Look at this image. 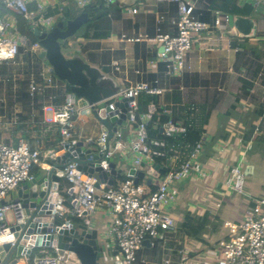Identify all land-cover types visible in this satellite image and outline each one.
I'll list each match as a JSON object with an SVG mask.
<instances>
[{
  "label": "built area",
  "instance_id": "obj_1",
  "mask_svg": "<svg viewBox=\"0 0 264 264\" xmlns=\"http://www.w3.org/2000/svg\"><path fill=\"white\" fill-rule=\"evenodd\" d=\"M73 1L80 9L89 6L96 9L109 8L114 3V0ZM155 1L176 5L175 16L171 20L176 28V34L139 37L136 41H147L152 45L161 44L163 50L158 55L159 61L165 63L169 76L179 77L190 69L187 57L196 36L224 24L227 26L231 16L225 15L223 18L217 16L210 23L196 17L197 0ZM238 1L251 9L250 17L264 15L262 11L264 0ZM37 2V9L31 10L28 0H0V83L5 85L0 88V248L9 245V250L22 243L24 230L30 225L31 219L22 199L18 196L12 197V194L18 192L34 177L33 168L39 167L43 162L48 144L57 143L63 147L80 141L75 137L76 119L82 117L86 109H94L83 98L78 97L70 84L59 78L48 63L32 66L30 70L23 68L14 70L15 66L24 65L25 55H29L31 59L39 58L43 49L35 40H30L27 35L17 31L9 18L10 15L24 18L27 31L38 29L40 34L51 32L59 21L65 20L67 9L64 5L51 6L53 13L50 14L49 6L43 0ZM124 12L136 14L138 9L125 8ZM163 18L160 16V19ZM5 66L12 71L6 78L1 76V70ZM114 70L117 73H125L117 62L114 63ZM24 81H27L29 95L41 104L40 109L32 111L29 124L19 119L20 104H14L12 114L2 113L6 110L8 100L6 84L11 82L16 91L19 89L17 83L22 84ZM163 91L164 89L152 87L149 83L136 82L112 97L113 100L106 106L109 109L108 125L98 116L100 123L106 127L104 136L107 160L115 152V147L121 148L123 154L129 148L134 154L126 163H123V159L116 154L111 164L113 166L110 173H116L111 175L112 184L81 180L76 199L71 204L73 216L79 220L88 221V217L94 215L100 208L108 210L112 217L108 230L114 242L112 252H118L111 258L116 261L115 264H138L139 254L144 250V242L147 239L166 243V231L176 228L171 209L178 202L183 181L192 179L208 183L214 180V172L199 160L204 140H199L195 144L183 143L172 146L167 152L154 150L151 146L154 142L149 143L147 126L157 106L154 103L149 104L147 111L138 115V97L141 93L159 95ZM34 112L41 115L38 117ZM164 112L170 113L166 108ZM119 121L121 124H118ZM3 125L34 133L38 148H33L24 137L7 142L1 134ZM121 129L124 130V134L120 135ZM161 130L166 137H174L185 134L187 127L169 120L162 124ZM160 145L166 147V140L161 141ZM223 151L222 148L221 155ZM155 155L163 157L160 166L167 169L164 175L154 168ZM131 168L142 170L159 179V182L153 186L155 182L151 179L152 183L148 185L146 173L143 180L135 182V176L128 174ZM228 171L222 190L217 193L219 197L215 202L217 209L223 207V202L231 193H245L242 164H236ZM125 172L127 176L124 178ZM63 173L71 179L74 178L70 166L64 167ZM252 203L240 219L223 222L228 232L217 245L218 264H264V196L252 199ZM52 249L40 248L33 257L32 264H62L58 250L54 248V253ZM13 259H17L18 264H29L23 255H17L16 252L8 261L2 259L0 264H11ZM182 260L186 261L187 256L184 255ZM98 261L100 264L107 262L104 256ZM77 264H80L78 260ZM165 264H172L171 259L167 258Z\"/></svg>",
  "mask_w": 264,
  "mask_h": 264
},
{
  "label": "crops",
  "instance_id": "obj_2",
  "mask_svg": "<svg viewBox=\"0 0 264 264\" xmlns=\"http://www.w3.org/2000/svg\"><path fill=\"white\" fill-rule=\"evenodd\" d=\"M28 1L30 9L36 10L37 0ZM43 2L49 6L50 14L53 13L51 6L64 5L67 9L65 19L70 13L82 10L73 0H43ZM210 4L211 0H197L196 9H207ZM235 4L244 10L248 9V6L242 5L238 0ZM134 7L138 9L136 14L124 12L125 8ZM211 11L210 23L217 16L223 18L227 15V12L221 10L211 9ZM110 15L113 30L108 38L89 41L72 37L65 41L67 43L65 53L89 62L93 66H109L118 93L132 83L145 82L149 74L159 73L158 55L161 52V44L152 45L147 41H136V39L152 37L149 34L157 32L159 28H156V25L165 20L162 31L164 34H172L174 29L170 23L175 16V6L169 3H157L155 0H114ZM160 16L164 18L160 19ZM233 16L236 15H231ZM250 16L249 10L246 17ZM9 18L18 32L33 40L28 34L24 18L14 15H10ZM250 18H253L258 26L254 37H239L230 23L198 34L187 57L190 69L177 78L161 77L163 85L161 88L164 91L156 95L153 102L162 109H168L176 117H186L190 124L200 126L206 115L208 116L205 132L200 139L204 140V147L199 160L214 172V180L208 183L192 179L183 181L178 202L171 211L176 222L174 231L186 211L198 215L208 212L214 223H207L197 238L186 235L174 236L173 246L166 250L173 253L172 264H202L203 259L198 255L205 256L207 252L209 253L203 264H218L217 245L228 232L223 222L240 219L245 210L252 206V199L264 196V15ZM235 38L237 43L233 46L231 42ZM23 58L24 65L15 66V71L21 68L30 70L32 66L47 64L46 60V64L41 63L40 60L43 59L40 57L31 59L29 55H25ZM116 62L125 73L115 72ZM2 69L1 76L5 78L12 73L6 66ZM9 84L12 83L6 84L7 90ZM3 86L5 85L0 83L1 89ZM12 90L14 91L13 84ZM111 100L112 97L94 105V109H86L83 116L76 119L75 137L80 141L63 147L57 143H47L43 162L36 173L42 181L41 198L48 196L43 218L48 217L51 223L54 220L71 223L79 232H83L81 225L87 223L88 228L98 231L99 244H104L106 249L110 246L111 237L108 230L112 223L108 210L100 208L94 215L88 217V221L79 220L73 216L71 204L76 199L81 180L86 179L97 184L110 181L108 178L110 171L104 172L107 177L100 175L97 172L99 171L97 163L88 159L87 155L93 150L99 151V147L94 146L96 145L94 144L95 129L101 125L98 115ZM262 108L263 113L260 112ZM18 109L23 112L22 106ZM34 114L38 117L41 115L37 112ZM30 122L31 119L29 121L28 118L26 124ZM1 134L7 142H14L19 137H24L33 148H38L34 133L3 125ZM78 143H84L83 148L78 146ZM221 146L224 149L223 155L220 153ZM58 151L64 152L60 154ZM129 151L131 154H128L130 156L125 159L126 161H130L134 154L129 148L124 153ZM66 152L70 153L69 157L64 156ZM118 153L120 154L121 151ZM75 158L78 162L73 160ZM61 163L64 165L54 170V166ZM239 163L242 164L244 173L245 193H231L223 202V207L217 209L215 207L216 199H219L217 193L222 190L229 174L228 170ZM66 166L71 167L73 179L63 173V168ZM50 176L53 179L50 180ZM123 176L125 178L124 173ZM17 193H13L15 195L12 197H17ZM186 196L197 197V202L192 201L193 199L186 202ZM227 208L230 209V216L223 218V211ZM39 223L41 222H37L38 226ZM151 247L152 245L147 247V250H143L141 262L145 260V264H152L148 261L155 257L152 255ZM184 255L187 256L186 261L182 260Z\"/></svg>",
  "mask_w": 264,
  "mask_h": 264
},
{
  "label": "water",
  "instance_id": "obj_3",
  "mask_svg": "<svg viewBox=\"0 0 264 264\" xmlns=\"http://www.w3.org/2000/svg\"><path fill=\"white\" fill-rule=\"evenodd\" d=\"M89 15L86 12L81 13L73 19L59 21L54 29L49 33H41L38 29L31 32L34 40L43 49L39 57L46 60L52 67L54 73L61 79L66 80L74 93L85 99L90 105L99 104L113 97L117 93L113 78L110 75L109 66H93L78 57L68 56L62 46V42L74 37L81 27L87 23ZM230 25L235 33L242 38L254 37L257 32V23L253 18L236 15L231 17ZM237 39H233L231 44L236 46ZM163 50L161 47L160 51ZM107 107H103L99 111V118L108 125ZM161 132H163L161 130ZM64 152L61 151L60 154ZM65 157H69L70 153H64ZM94 160L98 162V155H93ZM78 162V159H73ZM92 161V160H91ZM94 162V161H92ZM62 165L56 164L54 170L59 169ZM154 168L164 175L167 171L165 167L155 163ZM129 176H135V182H139L145 178V172L131 168ZM50 176V180L53 177ZM148 185H151V179H147ZM51 188V184L49 189ZM42 181L39 175L36 174L27 181L17 193L19 199H22L24 207L28 212V208H35L34 213L30 217V225L24 230L22 243L18 244L12 250H9V245L0 248V262L2 259L8 261L13 253L23 255L26 260H30L36 248H57L58 254H62L60 250L73 253L80 264H100L98 259L106 252V246L99 244L98 231L88 228L87 225H81L83 232L73 229L70 233L58 228L59 236L50 238L49 236L40 233L41 227L46 229L51 223L48 217L40 219L44 213V208L47 203L48 196L44 199L42 195ZM41 193V195H40ZM42 199V200H41ZM38 204V205H37ZM38 206V207H37ZM43 220V221H41ZM41 222L42 226H38L37 222ZM53 222V221H52ZM152 241L147 239L144 242L145 247H150ZM8 252V254H7ZM117 251L113 254L117 255ZM11 264H18L17 259H13Z\"/></svg>",
  "mask_w": 264,
  "mask_h": 264
},
{
  "label": "trees",
  "instance_id": "obj_4",
  "mask_svg": "<svg viewBox=\"0 0 264 264\" xmlns=\"http://www.w3.org/2000/svg\"><path fill=\"white\" fill-rule=\"evenodd\" d=\"M236 0H211V4L207 7V9L203 10H195V15L199 19L209 22L211 18V9L221 10L224 12H227V15H248L249 9H242L235 4ZM176 9V5L173 4ZM111 8L112 5L109 8H100L96 9L95 7L89 6L82 10L76 11L73 14H69L65 20L73 19L74 17L80 15L83 12L88 13L89 20L87 23H85L81 29L77 32V34L73 37V39L77 38H83L85 40H102L108 38L113 30L112 26V18H111ZM166 21V20H165ZM165 21L159 23L156 25V28H159L157 32H151L149 36H156L157 34H164L162 29L165 25ZM174 29V32L169 35H175L176 34V28L175 26L170 23ZM29 36L34 40V36L29 32ZM63 50L65 49V46H67L66 42H62ZM172 77L177 78L173 76H169L166 73V65L163 62L159 63V73L155 74H149V78L145 80L146 83H149L152 87H163L161 83V77ZM27 81H24L20 88L16 91L12 90V84L8 85L7 90V107L6 110L2 113H6L7 115H10V113L13 110L14 104H20L23 108V112L18 114L20 121L26 122V120L32 117V111L34 109H40L41 104L37 103L36 100H33V98L29 95L27 90ZM156 95H148L146 93H141L138 97V111L137 114L140 115L142 113H145L148 109V106L150 103H153L155 100ZM261 113H263V108L260 110ZM208 116L202 120L200 126L196 124H190V121L186 119V117H176L175 115L171 113H165L164 109H162L160 106H157L156 112L152 115L148 126V135H149V143L154 142L151 146L154 150H158L161 152H167L168 149L172 146H178L183 143H191L195 144L198 140L201 139L203 133L205 132V125L207 124ZM172 120L176 124L185 125L187 127V132L185 134H182L181 136H174V137H166L163 132H161V126L163 123ZM166 140L167 146L163 147L160 145V142ZM153 160L155 163L161 164L163 161L162 156H154ZM38 172V167L35 166L32 171V175H35ZM210 214L208 212L204 213L203 215L194 214L190 211H186L184 213L183 219L180 221V224L178 225L176 231H166L167 241L166 243H162V241L159 240H153L152 242V255L156 257H161V255H164L167 248L173 246L174 244V236L178 235H186L189 237L197 238L198 235L202 232V230L205 228L207 223H214L210 219ZM165 248V249H164ZM148 248L145 247L144 251ZM39 248H36L33 252V255L31 256V259L29 260V264H32L33 257L39 252ZM52 251L55 253V251L52 249ZM143 251L139 254V261L138 264H145L141 262V257ZM14 256V253L11 255V257Z\"/></svg>",
  "mask_w": 264,
  "mask_h": 264
},
{
  "label": "rangeland",
  "instance_id": "obj_5",
  "mask_svg": "<svg viewBox=\"0 0 264 264\" xmlns=\"http://www.w3.org/2000/svg\"><path fill=\"white\" fill-rule=\"evenodd\" d=\"M251 10V9H250ZM262 11L264 12V7H263V9H262ZM64 52H66L65 51V49H64ZM41 61V63H44V64H46V62H45V60H40ZM20 85L21 84H19V83H17V85L16 86H18V88H20ZM118 124H121V121H119V123ZM104 133L106 134V127L103 125V124H101V125H98V128H96L95 129V134H96V136L94 137V144H96V145H94V146H97V147H99V151L97 152L96 150H93V152L92 153H88V159H90V160H92V161H94V163H97V166L99 167V171L97 170V172L100 174V175H102V176H106L107 177V175H105L104 174V172L105 171H110L111 172V168H112V166L113 165H111V164H113V160H114V157L116 156V154L118 153V152H120L121 151V148H119V147H115L114 148V151L115 152H113L112 153V156H110V158H108V160H107V152H106V149H105V139H106V137L104 136ZM119 133H120V135L121 134H124V130H122L121 129V131H119ZM97 142V143H96ZM68 147V146H67ZM118 151V152H117ZM119 154V153H118ZM128 154H131L130 153V151L128 152V153H125V154H123L122 152L119 154V156L123 159V163H126V158H128L130 155H128ZM93 155H98V162L96 161V160H94L92 157H93ZM116 164V163H115ZM61 165L63 166L64 164H62L61 163ZM67 167V166H66ZM65 167V168H66ZM110 172H108V178H110V181L109 182H107V183H109V184H112L113 183V178L111 177V175H116V173H110ZM125 174V177H126V172L124 173ZM146 179H153L154 180V185L153 186H155V185H157V183L159 182V179H157V178H155V177H153V176H151L150 174H147V176H146ZM12 195H15V194H12ZM185 199L187 200L186 202H188V201H190V200H192V201H196L197 202V197L196 198H193V197H191V196H186L185 197ZM228 206V205H227ZM173 208H175L174 206H173ZM35 209V208H34ZM33 208H31V207H29L28 208V215L31 217L32 216V214L34 213L33 212V210H34ZM223 216V218L225 217V218H229V216H230V209L229 208H227V209H224V211H223V214H222ZM39 226H42V223H40L39 224ZM58 226H56V225H52L51 223H49V225L47 226V228L46 229H43V227H41L40 229H41V231H40V233L42 234V235H45V236H49L50 238H54L55 236H59L60 234H59V231H58ZM111 237V236H110ZM109 240H110V242H109V248L106 250V252H105V259L107 260V262L109 263V260H111V258H112V256H113V252H112V249H113V246H114V242H113V238L111 237V238H109ZM56 248V247H55ZM57 249V248H56ZM165 249V248H164ZM207 251V250H206ZM208 253L209 252H207V254L204 256V255H198L199 256V258H201V259H203V262L206 260V257H207V255H208ZM173 253L172 252H170V251H166L165 253H164V255H161V257H153V258H151L150 260H148V261H150L152 264H165V260L167 259V258H170L171 259V257H172V259H171V261L172 260H174V257H173V255H172ZM60 255V258H61V261H62V264H76L77 263V258H76V256L73 254V253H71V252H69V251H64L63 250V253L62 254H59ZM23 259V258H22ZM111 262V261H110ZM199 262H201V261H199ZM203 262H202V264H203ZM172 263H173V261H172ZM200 264V263H199Z\"/></svg>",
  "mask_w": 264,
  "mask_h": 264
},
{
  "label": "bare ground",
  "instance_id": "obj_6",
  "mask_svg": "<svg viewBox=\"0 0 264 264\" xmlns=\"http://www.w3.org/2000/svg\"><path fill=\"white\" fill-rule=\"evenodd\" d=\"M78 146H80V147H82L83 148V145H84V143H78L77 144ZM113 148V147H112ZM58 152H60V151H58ZM57 152V153H58ZM45 165V164H44ZM43 165V166H44ZM49 167L51 168L50 170H52L53 168H52V166L49 164ZM40 179V178H39ZM38 205V204H37ZM38 207V206H37ZM35 210V209H34ZM43 218V215H41L40 216V219H42ZM40 224V223H39ZM52 225L54 224V225H56V226H58L61 230H64L65 232H67V233H70V231H72L73 229H75L73 226H72V224L71 223H60V222H58L57 220H54V222H52L51 223ZM61 252H63V250H60ZM110 264H115L116 263V261L114 260V261H111V262H109Z\"/></svg>",
  "mask_w": 264,
  "mask_h": 264
}]
</instances>
